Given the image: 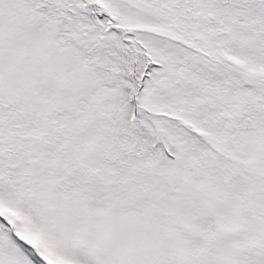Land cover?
<instances>
[{
    "label": "snow or ice",
    "instance_id": "6c2138e0",
    "mask_svg": "<svg viewBox=\"0 0 264 264\" xmlns=\"http://www.w3.org/2000/svg\"><path fill=\"white\" fill-rule=\"evenodd\" d=\"M0 264H264V0H0Z\"/></svg>",
    "mask_w": 264,
    "mask_h": 264
}]
</instances>
